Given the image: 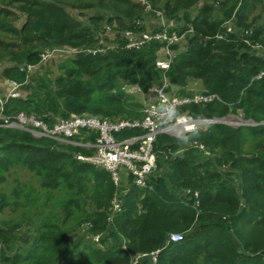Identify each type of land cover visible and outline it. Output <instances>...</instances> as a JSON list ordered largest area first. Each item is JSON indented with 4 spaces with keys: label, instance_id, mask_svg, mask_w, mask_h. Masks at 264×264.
Masks as SVG:
<instances>
[{
    "label": "trees",
    "instance_id": "obj_1",
    "mask_svg": "<svg viewBox=\"0 0 264 264\" xmlns=\"http://www.w3.org/2000/svg\"><path fill=\"white\" fill-rule=\"evenodd\" d=\"M141 1L170 18L184 14L194 30L187 49L167 72L156 65L160 44L129 50L119 35L115 40L104 37L103 44L102 33L98 35L107 26L129 29L145 13ZM194 9L192 17L188 13ZM83 11L92 14L87 26L74 16ZM230 21L236 29L227 34L223 25ZM246 40L260 45L264 54V0H0V63L11 62L0 77L4 88L15 82L21 94L7 99L0 89V111L11 120L20 113L48 127L83 115L136 120L144 107L126 91L127 85L148 93L165 79L184 87L194 78L203 83L201 93L218 94L224 103L185 105L181 112L224 118L241 111L245 120L257 124H218L200 131L194 140L209 152L219 151L205 162L195 147L173 159L179 150L175 140L159 136L155 146L163 172L152 177L151 189L131 187L119 214L112 210L115 186L110 173L75 157L89 152L35 138L27 130L0 127V213L15 207L32 235L23 239L18 234L21 224L0 226V264H132L135 255L158 250V264H264V76L259 78L264 58ZM63 46L79 52L59 65V74L22 70L26 64H40L45 50ZM138 133L132 129L121 135ZM82 135L90 141L96 137L85 131ZM247 137L253 142L250 152L244 149ZM19 168L38 181L36 195L25 196L26 203L34 200L31 212L14 200L18 191L8 194L3 189ZM223 168L228 169L224 174ZM63 192L67 204L47 216L51 196ZM78 215L77 221L89 227L86 238H80L78 224L67 228ZM171 233L182 234V240L168 244ZM97 236L100 243L87 238Z\"/></svg>",
    "mask_w": 264,
    "mask_h": 264
},
{
    "label": "built area",
    "instance_id": "obj_2",
    "mask_svg": "<svg viewBox=\"0 0 264 264\" xmlns=\"http://www.w3.org/2000/svg\"><path fill=\"white\" fill-rule=\"evenodd\" d=\"M141 3L145 8V13L141 18L135 19L129 29L118 31L113 27L107 26L98 35L102 33V44L104 37L115 40L117 38L116 35H119L126 41V48L129 50H141L154 43L160 44L162 46L161 50L166 57L163 60H157L156 65L163 72H167L174 60L173 53L182 50V43L188 41L194 35V30L188 27L186 29L188 30L187 32L182 34L177 33V30L172 28V23L164 16V12L153 9L152 5L147 1H141ZM152 13L155 16H152ZM235 29L233 21L223 25V30L227 34L233 33ZM245 33L250 32L246 31ZM217 38L224 39L225 35H218ZM246 43L264 58V54L261 52L263 48L260 45L253 44L248 40H246ZM78 52V50L71 49L68 46L50 48L41 54L40 64H26L22 66V70H27L29 75H31L36 72L41 64L49 61L54 56L72 55ZM91 53L96 54L97 51H91ZM262 76H264V73L259 78ZM10 85L12 89L6 95L7 99L20 97L18 85L15 82L10 83ZM150 91L153 99L144 106L142 117L136 120L116 119L109 121L97 116L83 115L58 120L53 127H48L43 121L24 113H20L14 120H11V118L6 117L0 111V127L27 130L35 138H50L61 144L72 145L89 152L88 154L82 152L76 153L75 157L82 163L110 173L115 186L112 210L113 214H119L123 211V197L131 187L134 186L141 190L152 188V177L156 178L159 172L158 154H160V151L155 146L158 137L167 136L176 139L174 131L161 130L156 123L155 106L160 102L161 94L178 105L179 111L185 105H208L214 102L224 103L220 96L214 93L205 94L200 92L190 96L172 94L168 91V86L165 83L154 86ZM0 102L3 104L2 96H0ZM181 114L185 118L193 120L198 125L200 131L208 130L210 127L218 124L230 126L224 121L229 115L224 118H195L188 110L181 112ZM255 125L257 124L241 126ZM132 129H138L140 133L131 136L121 135L123 131ZM82 131H85L87 134L94 133L96 135L95 140H86L82 135ZM190 147H195L203 153H207L206 147L203 144L195 142ZM161 153L166 155L164 151H161ZM178 153V151L173 153L171 157L174 159ZM122 173L127 176L126 179L122 177ZM196 197H198L197 194ZM198 205L196 202V206ZM96 238L99 239V236ZM181 240L182 234L171 233L168 238V244L178 243ZM159 253L160 250L147 254H137L132 258V264H147V261L149 262L148 264H158Z\"/></svg>",
    "mask_w": 264,
    "mask_h": 264
},
{
    "label": "rangeland",
    "instance_id": "obj_3",
    "mask_svg": "<svg viewBox=\"0 0 264 264\" xmlns=\"http://www.w3.org/2000/svg\"><path fill=\"white\" fill-rule=\"evenodd\" d=\"M191 11H192V13H188V14L190 16L194 17L196 14V13H194L196 11V9L191 10ZM163 14L168 19V21L170 23H172V28L174 30H177L176 31L177 33H179V34L185 33L188 31V30H186L188 27L191 28V25L186 22V20H185L186 16H184V14H181L175 18H170L169 16H167V14H165V13H163ZM91 15L92 14L88 11L87 12L83 11V14H80L79 12L74 13V16L78 20H80L83 24H85L86 26L89 24V17ZM152 16H155V14L152 13ZM255 17H256V15L254 16V18ZM188 45H189L188 41L183 42L182 43V50L178 51V52H174L172 55L173 59H175L176 56H178V54L180 52L184 53L183 51H185L187 49ZM70 56H71L70 54H65L63 56H59V55L54 56L49 61L41 64L39 66V68H37V70H40L39 72L43 75L52 73L53 76H55V75L59 74V71H58L59 65L66 58H68ZM157 57H158L157 60H163V59H165L166 56H165L164 52L162 50H160L157 54ZM10 64H11L10 61H5V62L0 63V74L2 73V70L5 67L9 66ZM164 83L168 86V88L171 87V93L172 94L176 93L179 95V93H185V92L200 93L204 90L202 81L194 79V78H189L187 84L184 87L179 86V85H171L169 83V80H164ZM2 84H3V79L0 77V89L2 88L1 92H2V94L5 93V95H7L10 92V90L12 89L11 85L4 88ZM125 89L129 94H131V96H133V98L135 99L136 102H141L143 104V107L153 99V96H152V93L150 90L148 93H143L138 86H133V85H127ZM224 121H226V123H228L230 126H233L234 128H239L241 125H247V124L253 125V124H255L254 121H252V120H248V121L245 120L243 118V114L241 113V111H239L238 114L234 113V114L229 115L228 117H226L224 119ZM203 131H206V130H203ZM1 137H4V136H1ZM174 140H175V144L179 147V150H178L179 153L175 155L176 157H181L182 154L184 153V151L187 148H192L190 146L192 144H194L195 142L202 144L198 140H194L188 145H183V144L179 143V141L177 139H174ZM252 148H253V142L251 141V139L249 137H247L245 145H244V149L246 152H250V151H252ZM206 152L207 153H203L201 151V153H200L201 154L200 158H201L202 162H205L208 160H213L215 158V156L219 155V151H217V150L214 153H212L211 151L209 152L208 149L206 148ZM227 170H228L227 168H225V169L223 168V169H220V172H222L224 174L225 172H227ZM160 172L162 173L163 169L159 170V173ZM232 175L233 176H231V178L233 180H235V183L237 184V186H239V179L237 178V175L235 173H233ZM122 177L124 179L127 178V176L124 173H122ZM156 177H158V175ZM80 185H83V183L81 182L78 184L79 187H80ZM85 185L88 186L89 188H92V186L94 184L90 183L87 185L86 181H85ZM37 188H38V181L35 178V176L33 174L27 172V170L19 168V169L14 170L11 173V175L9 177L8 184H6L3 189L8 194L14 193V191H18L19 192L18 199H14V200L17 201V203H19V204L24 202L25 208L31 212L32 211V204L34 203V200L32 198H28L27 199L28 201L26 203L25 196L31 192H33V195L35 196L36 192H34V191H35V189L37 190ZM51 197L53 198V201L49 202V209L45 211L47 216H49L51 213H55V212L62 210V207L65 206L69 200L68 199L69 197H68V195H66V192H63L61 194L60 193L54 194ZM44 202L45 201L43 200L41 202V204H43ZM17 208H19V206H17ZM14 210H15V207L13 209L8 208V209H5V211L3 213H0V226H7V224L8 225L12 224V226L14 227V226L22 223V222H20L22 220V216L20 215L19 212H14ZM80 218H81V216H79V215L77 217H74L73 218L74 221L68 223L67 228L70 229L73 226L78 224V226H79L78 232H80V238H86V235H87L86 232L89 229V227L87 224H83L82 222L77 221V220H80ZM22 224H21V228H20L21 231H19V233L17 231H14V232L18 233L23 239L30 240L32 235H31V233H28L26 226H24V225L22 226ZM26 230H27V232H25ZM87 238H91V240L94 243L95 242L100 243L99 242L100 239H97L96 237L95 238L94 237H87ZM20 245H23V243L18 242L17 246H20Z\"/></svg>",
    "mask_w": 264,
    "mask_h": 264
},
{
    "label": "clouds",
    "instance_id": "obj_4",
    "mask_svg": "<svg viewBox=\"0 0 264 264\" xmlns=\"http://www.w3.org/2000/svg\"><path fill=\"white\" fill-rule=\"evenodd\" d=\"M156 123L161 130H172L176 139L183 145H188L200 134L198 125L185 118L179 111L178 105L165 97L160 96V102L155 106Z\"/></svg>",
    "mask_w": 264,
    "mask_h": 264
}]
</instances>
